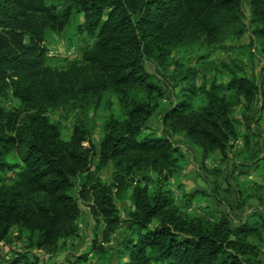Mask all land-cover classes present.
<instances>
[{
	"label": "trees",
	"instance_id": "1",
	"mask_svg": "<svg viewBox=\"0 0 264 264\" xmlns=\"http://www.w3.org/2000/svg\"><path fill=\"white\" fill-rule=\"evenodd\" d=\"M75 14L82 15L76 32L91 42L78 59L51 65L46 37ZM248 27L250 44L264 52V0H0V245L25 243L0 247V264H57L43 255L77 236L80 202L101 237L66 264L89 256L99 264H263L261 215L233 226L224 216H193L168 188L183 157L171 136L203 159L226 156L238 137L233 110H248L259 85L230 68L227 81L197 86V69L176 60L183 93L162 109L164 91L145 69L149 60L165 69L177 49L219 48ZM8 95L18 107L1 105ZM113 98L120 114L103 121L96 150L91 113L109 109ZM58 108L73 116L67 139L49 118ZM12 152L19 162L7 160ZM107 167L109 181L100 176ZM117 200L129 202L125 219Z\"/></svg>",
	"mask_w": 264,
	"mask_h": 264
},
{
	"label": "rangeland",
	"instance_id": "2",
	"mask_svg": "<svg viewBox=\"0 0 264 264\" xmlns=\"http://www.w3.org/2000/svg\"><path fill=\"white\" fill-rule=\"evenodd\" d=\"M247 16L248 8L243 5ZM81 14L70 18L68 25L59 33H49L45 40L47 48L46 60L51 65H65L67 61L80 57L82 48L91 42L89 37L76 32V26L82 21ZM252 27L239 38H230L224 44L212 50L198 48L196 50H174L169 58V64L164 69L156 62L149 60L145 63L147 73L160 85L164 96L160 108L168 107L172 101L180 98L184 83L173 78L174 62L180 61L186 67L197 69L195 84H206L215 78L225 82L229 77V69L248 77L259 85L260 94L248 110L237 106L233 116L237 122L238 137L223 156L218 151L203 159L200 150L184 143L177 135L171 136V141L177 146L183 157L172 177L168 180V188L172 191L175 203L193 216L207 217L213 220L224 216L231 225L246 218H259L264 222V52L260 42L251 43ZM204 100L201 93L194 96V101L200 105ZM1 105L6 109L19 106L12 95L1 99ZM120 114L118 102L112 99L109 109H99L91 113L94 148H99L102 137V123L107 116ZM49 118L59 123L61 136L67 139L72 130L73 116L65 108L49 112ZM153 127L160 130L161 123L157 116L152 119ZM9 162H19L16 153L7 156ZM109 167L100 171L103 180H110ZM5 176L12 177L8 171ZM76 184V181H74ZM75 191V189H74ZM117 208L123 219L129 208L128 200H117ZM79 231L75 238L61 244L60 251L52 257L43 255L49 261L66 264L74 256L87 253L95 238L100 239L102 227L96 224L89 215L87 207L80 202ZM261 220V219H259ZM258 236L252 237L257 241ZM264 260V230H260L258 239ZM24 240H12L10 244L0 247L24 249ZM4 248V250H5ZM10 249V248H9ZM90 258L81 264H99L95 258Z\"/></svg>",
	"mask_w": 264,
	"mask_h": 264
},
{
	"label": "crops",
	"instance_id": "3",
	"mask_svg": "<svg viewBox=\"0 0 264 264\" xmlns=\"http://www.w3.org/2000/svg\"><path fill=\"white\" fill-rule=\"evenodd\" d=\"M81 19H82V17H81ZM264 137V136H263ZM263 264H264V260H263Z\"/></svg>",
	"mask_w": 264,
	"mask_h": 264
}]
</instances>
